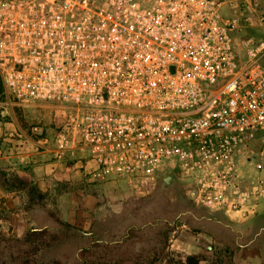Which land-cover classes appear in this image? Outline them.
<instances>
[{"label":"built area","instance_id":"built-area-1","mask_svg":"<svg viewBox=\"0 0 264 264\" xmlns=\"http://www.w3.org/2000/svg\"><path fill=\"white\" fill-rule=\"evenodd\" d=\"M238 1L0 0L3 95L55 105L54 149L86 152L104 176L144 191L167 171L195 205L253 214L264 7ZM246 27L260 34L240 38Z\"/></svg>","mask_w":264,"mask_h":264},{"label":"rangeland","instance_id":"rangeland-1","mask_svg":"<svg viewBox=\"0 0 264 264\" xmlns=\"http://www.w3.org/2000/svg\"><path fill=\"white\" fill-rule=\"evenodd\" d=\"M248 1L258 10L264 7V0L238 2ZM256 33L246 27L239 37ZM57 111L50 103L9 102L2 90L0 156L11 137L7 126L15 129L17 145L24 143L30 150L51 146L60 124ZM16 167L10 159L0 158V264H15L12 255L30 228L67 234L40 250L37 264L54 259L82 264L83 248L89 250L84 254L87 264H104L111 256L115 261L111 264H166L187 254L200 255L199 264H229V250H234V264H264V212L236 216L197 206L187 199L178 179L164 182L167 171L155 187L138 191L123 179L106 176H61L39 184L26 166ZM16 178L27 182L26 188H18ZM30 187L37 188L42 198L29 201ZM130 230L134 235L128 238Z\"/></svg>","mask_w":264,"mask_h":264},{"label":"crops","instance_id":"crops-1","mask_svg":"<svg viewBox=\"0 0 264 264\" xmlns=\"http://www.w3.org/2000/svg\"><path fill=\"white\" fill-rule=\"evenodd\" d=\"M250 5L254 8V14H258L262 10V8L258 10L253 3H250ZM224 12L229 13L227 9H225ZM252 29H254L257 32L256 35H258L259 30L257 28ZM58 111L56 112L57 115H59L58 122L61 124L63 119H61V115ZM1 130H4L2 124H0V131ZM6 130L7 134L11 135V137H8L9 143H7L6 151H4L0 158L5 157L7 160L10 159V163L14 168H17L16 166L19 165L23 168L22 170H24V166H26L25 170H30V177L34 178L35 181H38L39 184H42V182L57 181L61 176H89L92 177V179H100L104 176L98 169V166L88 158L86 152L72 150L59 153L54 149V143L51 146H46L42 149L30 150L24 143L23 146L15 144L17 142L15 134L17 133L13 132L15 131L14 128L7 126ZM4 147V145L1 146V148ZM106 177L117 178L113 176ZM245 178L250 180L253 176H245ZM173 179L176 178L171 177V180ZM256 207L257 211L264 212V199L260 200ZM228 213L236 216L245 215L239 212ZM159 264L163 263L159 262Z\"/></svg>","mask_w":264,"mask_h":264},{"label":"trees","instance_id":"trees-1","mask_svg":"<svg viewBox=\"0 0 264 264\" xmlns=\"http://www.w3.org/2000/svg\"><path fill=\"white\" fill-rule=\"evenodd\" d=\"M2 90H3V85L0 78V93L2 92ZM16 180H17L18 188L21 189L26 188L27 182L23 180H19L18 178H16ZM27 194L29 195V201H32L35 196L38 198H42V193L35 187H30L29 190L27 191ZM66 225L69 226V224ZM132 235H134V231L130 230L128 234V238ZM65 237H67L66 233L51 232L46 228H30L26 230L21 242V246L17 248L16 253L12 255L11 252L12 259L13 261H15V264H37L35 256L40 250L54 245L56 242L63 240ZM152 250H153L152 251L153 254H155L154 248ZM88 251L89 250L87 248H83L80 251L82 264H87L86 262L89 261L88 258L86 259V256L84 257V254L88 253ZM233 254H234V250H229V257H230L229 264H234L233 260H231ZM113 258L114 257L111 256L109 258L110 262H104V264L114 263L115 261L111 260ZM201 260L202 258L198 254H187V255H182L180 259L174 262L172 260L170 262H167L166 260L167 262L166 264H199ZM117 261L121 262L120 259ZM41 264H61V262L57 259H54Z\"/></svg>","mask_w":264,"mask_h":264},{"label":"water","instance_id":"water-1","mask_svg":"<svg viewBox=\"0 0 264 264\" xmlns=\"http://www.w3.org/2000/svg\"><path fill=\"white\" fill-rule=\"evenodd\" d=\"M170 180H171V175H167V176L164 178V182H165V183H169ZM199 244H200L201 246H203L204 248H206V249H210V248H211V245L207 244V243L204 242V241H200Z\"/></svg>","mask_w":264,"mask_h":264}]
</instances>
